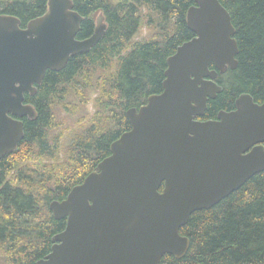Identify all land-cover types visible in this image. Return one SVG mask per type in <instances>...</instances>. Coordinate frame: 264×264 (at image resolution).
<instances>
[{
  "label": "water",
  "instance_id": "water-1",
  "mask_svg": "<svg viewBox=\"0 0 264 264\" xmlns=\"http://www.w3.org/2000/svg\"><path fill=\"white\" fill-rule=\"evenodd\" d=\"M194 1L186 13L194 36L167 57L162 92L127 109L130 129L110 144V154L63 200L50 202L53 217L66 225L36 264L181 258L190 241L180 228L190 215L264 170V100L241 93L234 109L197 118L222 91L217 74L236 67L239 49L220 1ZM82 20L72 0H47L46 11L25 27L16 16L0 14V158L23 138L22 118L35 117L25 93L34 95L48 69L62 70L105 34L100 13L92 34L78 39Z\"/></svg>",
  "mask_w": 264,
  "mask_h": 264
},
{
  "label": "trees",
  "instance_id": "trees-1",
  "mask_svg": "<svg viewBox=\"0 0 264 264\" xmlns=\"http://www.w3.org/2000/svg\"><path fill=\"white\" fill-rule=\"evenodd\" d=\"M72 1L83 17L78 39L92 34L100 13L106 31L62 70L48 69L34 95L25 93L35 117L22 118L23 138L0 158L1 264H36L50 251L52 236L66 225L53 217L50 202L63 200L110 154V144L130 129L126 110L162 92L167 57L194 36L186 22L194 0ZM219 1L235 27L237 65L219 73L222 91L208 100L201 119L234 109L241 93L264 100V0ZM46 9L47 0H0V14L16 16L21 27ZM142 25L151 36L133 39ZM74 100L93 101L94 112L59 158L58 107L71 111ZM180 233L189 238L188 251L181 258L165 254L160 264H264V170L212 207L194 211Z\"/></svg>",
  "mask_w": 264,
  "mask_h": 264
},
{
  "label": "rangeland",
  "instance_id": "rangeland-1",
  "mask_svg": "<svg viewBox=\"0 0 264 264\" xmlns=\"http://www.w3.org/2000/svg\"><path fill=\"white\" fill-rule=\"evenodd\" d=\"M152 34V30L146 26H141L139 30L133 35V39H144L149 38ZM92 95V94H91ZM71 99L72 97L69 96ZM93 98V97H92ZM75 107L71 111H64L58 107L57 117H56V128L53 130V134H59L62 132V136L59 138V158L62 157V149L67 146L71 140V135L73 132L82 128L90 122V118L94 112V103L89 101L86 104H79L75 100ZM71 104V106L73 105ZM1 264V263H0Z\"/></svg>",
  "mask_w": 264,
  "mask_h": 264
},
{
  "label": "flooded vegetation",
  "instance_id": "flooded-vegetation-1",
  "mask_svg": "<svg viewBox=\"0 0 264 264\" xmlns=\"http://www.w3.org/2000/svg\"><path fill=\"white\" fill-rule=\"evenodd\" d=\"M210 69H214V65L210 64L209 66ZM228 70V69H227ZM219 75V73L217 74V76ZM216 81H217V77H216ZM235 108V107H234ZM203 117V116H202ZM198 119H201V117H197ZM211 119V118H210ZM201 120H205V119H201Z\"/></svg>",
  "mask_w": 264,
  "mask_h": 264
}]
</instances>
